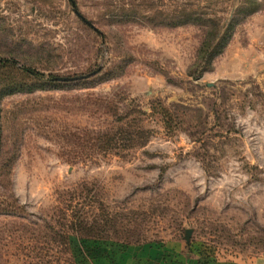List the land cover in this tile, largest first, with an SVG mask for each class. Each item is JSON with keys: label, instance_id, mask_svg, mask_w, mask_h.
<instances>
[{"label": "rangeland", "instance_id": "rangeland-1", "mask_svg": "<svg viewBox=\"0 0 264 264\" xmlns=\"http://www.w3.org/2000/svg\"><path fill=\"white\" fill-rule=\"evenodd\" d=\"M188 1L0 0V264H109L142 243L264 261V101L212 111L231 83L264 88V10L195 79L203 29L149 21ZM112 94L141 110L143 146L87 141L115 125ZM81 215L99 240H81Z\"/></svg>", "mask_w": 264, "mask_h": 264}, {"label": "trees", "instance_id": "trees-1", "mask_svg": "<svg viewBox=\"0 0 264 264\" xmlns=\"http://www.w3.org/2000/svg\"><path fill=\"white\" fill-rule=\"evenodd\" d=\"M75 5L77 7L76 3ZM225 9V6L221 5L220 0H207L206 3L200 0L177 2L173 7L172 16L166 18L162 15V12H159V15L150 18L149 21L154 26L169 25L171 27H180L196 25L203 29L204 36L198 50L197 59L191 67V73H195L193 75H195V79H198L202 77L204 72L213 67L215 59L225 51L237 28L249 16L264 10V0H238L229 13ZM76 12L84 23L94 28L92 22L81 15L78 7ZM38 74L45 75L40 72ZM50 76L52 80L59 81L56 76L51 74ZM231 85L233 86L232 88H221L222 103L217 105L214 108L215 110H212L215 117H220L219 110L222 108V111L225 112V117L232 118L230 111L235 101L241 107L253 105L258 99H263L264 101V88L259 85L251 84V87L246 89H243L242 85L236 86L235 83H231ZM234 86L239 88H234ZM234 98L237 100L234 101ZM104 99L107 102V113L115 118V125L105 131L95 132L93 136L88 133L87 141H94L93 145H98L99 148H108L111 151L143 146L147 141L148 131L139 127V119L141 120L142 115L141 110L137 108L138 110L135 113L121 111L113 94L107 95ZM194 111L200 112L199 109ZM229 125L226 131L231 134L234 128L231 127V124ZM201 126V122L193 126L196 129L192 132L193 135H197V133L199 135L197 136V141L205 139V130H197V127ZM77 224H79L78 232L81 240L93 242L99 240L98 238L100 237H96L99 227L95 225L94 221H90L89 217L79 216ZM116 243L123 245V242L117 241ZM145 244L149 243H142L139 246Z\"/></svg>", "mask_w": 264, "mask_h": 264}, {"label": "crops", "instance_id": "crops-1", "mask_svg": "<svg viewBox=\"0 0 264 264\" xmlns=\"http://www.w3.org/2000/svg\"><path fill=\"white\" fill-rule=\"evenodd\" d=\"M125 255L121 254L110 259L109 264H195L188 254H175L172 258L166 256V248L160 244H145L131 248ZM249 264H264L263 260L250 261Z\"/></svg>", "mask_w": 264, "mask_h": 264}]
</instances>
